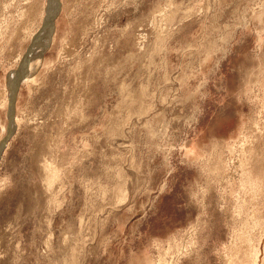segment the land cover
I'll return each instance as SVG.
<instances>
[{
  "label": "rangeland",
  "instance_id": "374dc122",
  "mask_svg": "<svg viewBox=\"0 0 264 264\" xmlns=\"http://www.w3.org/2000/svg\"><path fill=\"white\" fill-rule=\"evenodd\" d=\"M52 2L0 0V264H264V0Z\"/></svg>",
  "mask_w": 264,
  "mask_h": 264
},
{
  "label": "bare ground",
  "instance_id": "6f19581e",
  "mask_svg": "<svg viewBox=\"0 0 264 264\" xmlns=\"http://www.w3.org/2000/svg\"><path fill=\"white\" fill-rule=\"evenodd\" d=\"M53 2H54V0H52ZM52 2V4L53 5H55L54 3ZM54 7V6H53ZM53 11H54V8H48L47 10H46V17H45V19H44V22H43V30L47 27V24H48V30H52V24H50V22H49V20H50V17H51V14L53 13ZM39 36H41V35H39ZM39 36L35 39V42H34V44H33V48H32V50L34 49V52H36L37 50H39L40 49V47H42V44H43V42L44 41H41V38L42 37H40L39 38ZM34 52H31V55L32 54H35ZM31 55H29V56H27L24 60H23V62L24 63H22L21 65H20V67H21V69H20V67H19V69L18 70H14L12 73L10 72L9 73V76L10 77H8L9 78V84L11 85V87H10V89H9V87H8V90H9V92H10V97H11V95L12 94H14V89H15V87H16V85L18 84V80L20 79V77H21V79H22V81H27V80H32L33 79V73L31 72V70H33V68H35L36 67V64H37V66H38V60L36 61H34V60H32L31 62H30V65L29 64H25V62L26 61H28L29 60V58H30V56ZM36 56V55H35ZM28 65V66H27ZM36 70V69H35ZM28 71H30V73H28ZM26 72V73H25ZM24 73V74H23ZM20 76V77H19ZM14 88V89H13ZM11 129L10 130H12V125H11V127H10ZM13 131V130H12Z\"/></svg>",
  "mask_w": 264,
  "mask_h": 264
},
{
  "label": "water",
  "instance_id": "95a60500",
  "mask_svg": "<svg viewBox=\"0 0 264 264\" xmlns=\"http://www.w3.org/2000/svg\"><path fill=\"white\" fill-rule=\"evenodd\" d=\"M47 6V5H46ZM48 8V7H47ZM46 8V9H47ZM52 19V18H51ZM30 46L27 47L26 51L29 50ZM19 83V82H18ZM17 86L18 84L16 85L15 87V91L17 89ZM15 94V93H14ZM14 94L11 95L10 99H9V102H8V106H7V121H8V126H7V134H9V129L11 127V125L13 124V112H14ZM9 128V129H8ZM7 134L4 136L5 138H7ZM3 138V139H5ZM4 142V140L2 141ZM1 146H2V143H1ZM0 146V147H1Z\"/></svg>",
  "mask_w": 264,
  "mask_h": 264
}]
</instances>
